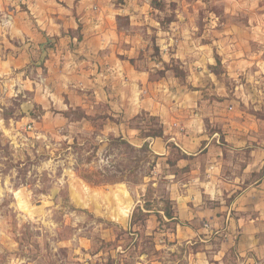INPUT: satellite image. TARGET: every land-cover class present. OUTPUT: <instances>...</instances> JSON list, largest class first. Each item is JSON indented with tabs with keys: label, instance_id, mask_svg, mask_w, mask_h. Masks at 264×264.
<instances>
[{
	"label": "rangeland",
	"instance_id": "obj_1",
	"mask_svg": "<svg viewBox=\"0 0 264 264\" xmlns=\"http://www.w3.org/2000/svg\"><path fill=\"white\" fill-rule=\"evenodd\" d=\"M91 2L0 0V264H240L252 243L262 262L264 0ZM109 2L133 64L162 85L62 64ZM154 94L151 114L140 99ZM163 116L173 133L202 118L217 150L167 137L159 155ZM246 224L258 233L241 245Z\"/></svg>",
	"mask_w": 264,
	"mask_h": 264
},
{
	"label": "crops",
	"instance_id": "obj_2",
	"mask_svg": "<svg viewBox=\"0 0 264 264\" xmlns=\"http://www.w3.org/2000/svg\"><path fill=\"white\" fill-rule=\"evenodd\" d=\"M65 1L66 9H68V6L71 7H78V9L83 10H91L93 7V2L91 0H80L79 4L76 2L77 0H62ZM76 3V4H75ZM76 5V6H75ZM97 5V4H96ZM99 6V5H98ZM135 10L141 9V6H135ZM70 9V8H69ZM68 9V10H69ZM74 9V8H71ZM93 9V8H92ZM100 10H106L111 11V15L108 16L107 21L101 22L96 21L95 23H90L87 18H84L85 20V26L83 29L84 34V40L80 44V50H77L80 54L76 55L77 59L75 58L72 62H65L62 63L65 65V67H69L73 63V70H76L77 72L86 73L87 77L93 74H100V72H106L108 71V75L116 74V73H126V76H129L128 79L131 80V83L134 86H138L141 88V91L146 90V88L152 87L153 85H162L161 83L155 81L152 82L149 78V72L146 70H138L136 66L133 64L132 57L135 56V52H137V48L139 45H136L134 42H132V36L130 33L125 32L118 27V23L116 20V15H119V12L122 10L121 7L116 6L115 4L109 2L108 4H100L99 6ZM133 10V9H132ZM63 23V27H67V22L61 21ZM48 23V22H47ZM62 26V24H59ZM46 26V25H45ZM47 27V26H46ZM45 28V27H44ZM61 51H60V57L61 58H67L71 57L69 54V51L67 50L66 44L68 43V40L64 37L60 38ZM74 39V45L75 44ZM125 44V46H123ZM71 54H76V52H73ZM83 58L84 60L88 61H82L84 65V69L80 68L81 66L77 62L78 59ZM81 63V65H82ZM79 70V71H78ZM130 75H134L135 78H131ZM153 96V97H152ZM156 95H142L140 99V107L151 111V114L155 113L154 104H158V102L155 101ZM153 106V107H151ZM156 106V105H155ZM161 115V114H157ZM163 124H164V137L158 136L157 139L153 140L152 144L155 143L153 146V149H155L156 153L159 155L165 154V151L162 152L159 149H156V144L158 145V141L165 140V138H169L170 140H180L185 141V148L184 152L188 155H192L195 157L201 156V154H206L204 150H207L208 153H211L213 150H217V148H213V145L210 146V138L207 134L203 135V123L202 118H198L197 120L194 119L193 125L189 122L187 124L186 132L179 133V129L177 128V131L174 133H178V138L175 137V134L172 132V126L174 123L179 122L175 118H167V116H163ZM176 121V122H175ZM179 134L185 135L183 137H180ZM204 142L205 148L202 151L196 150V147L200 145L201 142ZM219 148V147H218ZM221 149V148H220ZM215 176L212 175V178ZM218 178V176H216ZM263 214H264V202H263ZM253 222L256 220H252ZM264 221V218H263ZM256 223V222H254ZM253 224H246V226H240L242 228L241 233V239L239 241V244H243V239H245V236L247 235H255L258 232L250 230V227ZM232 226L236 227V223L231 222V225L229 226V230L232 232ZM233 231L235 232V228H233ZM238 233V232H237ZM256 244L252 243L247 246H242L239 248V254L242 257L240 264H243L244 262H247V264H264V259L262 262L254 261L253 259V251H255ZM220 255H223V251H219ZM264 252V249H263ZM246 256V260L244 257Z\"/></svg>",
	"mask_w": 264,
	"mask_h": 264
},
{
	"label": "trees",
	"instance_id": "obj_3",
	"mask_svg": "<svg viewBox=\"0 0 264 264\" xmlns=\"http://www.w3.org/2000/svg\"><path fill=\"white\" fill-rule=\"evenodd\" d=\"M149 136H161L160 134H153V135H149ZM115 141H120V142H123V143H126L127 144V141L122 137L120 136L119 138H115L114 142ZM143 148L145 149H148V144L146 143ZM170 219H175L173 215H171L170 211H167V214H166Z\"/></svg>",
	"mask_w": 264,
	"mask_h": 264
}]
</instances>
